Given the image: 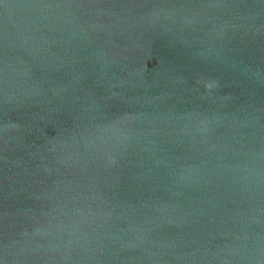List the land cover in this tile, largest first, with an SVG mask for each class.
<instances>
[{
	"label": "water",
	"instance_id": "1",
	"mask_svg": "<svg viewBox=\"0 0 264 264\" xmlns=\"http://www.w3.org/2000/svg\"><path fill=\"white\" fill-rule=\"evenodd\" d=\"M0 264H264V0H0Z\"/></svg>",
	"mask_w": 264,
	"mask_h": 264
}]
</instances>
